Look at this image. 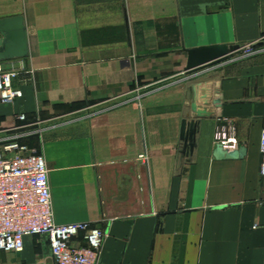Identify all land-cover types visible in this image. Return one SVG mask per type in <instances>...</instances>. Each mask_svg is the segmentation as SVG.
Listing matches in <instances>:
<instances>
[{
	"label": "crops",
	"instance_id": "0c3cea01",
	"mask_svg": "<svg viewBox=\"0 0 264 264\" xmlns=\"http://www.w3.org/2000/svg\"><path fill=\"white\" fill-rule=\"evenodd\" d=\"M15 17L29 56L0 61L21 91L0 141L44 157L57 225L104 229L99 264H264V0H0ZM213 46L230 59L187 74ZM194 101L211 116L187 157ZM218 134L237 155H216ZM0 264H55L49 238Z\"/></svg>",
	"mask_w": 264,
	"mask_h": 264
},
{
	"label": "built area",
	"instance_id": "2783aa9c",
	"mask_svg": "<svg viewBox=\"0 0 264 264\" xmlns=\"http://www.w3.org/2000/svg\"><path fill=\"white\" fill-rule=\"evenodd\" d=\"M244 54L254 53L247 45ZM18 72L0 63V102L14 103L21 91L14 87ZM24 116L20 120H24ZM217 145L236 147L234 138L216 135ZM261 175L264 177V131L261 135ZM141 160H148L141 155ZM47 236L55 264H99L107 237L104 229L87 223L57 225L47 163L16 139L0 141V251L20 253L27 237Z\"/></svg>",
	"mask_w": 264,
	"mask_h": 264
},
{
	"label": "water",
	"instance_id": "95a60500",
	"mask_svg": "<svg viewBox=\"0 0 264 264\" xmlns=\"http://www.w3.org/2000/svg\"><path fill=\"white\" fill-rule=\"evenodd\" d=\"M0 35L2 37L0 39L1 62L29 56L27 30L22 17L0 20ZM238 49L239 47H234L233 50L237 51ZM188 54L186 73L194 74L228 61L231 56V50L228 46H213L190 50ZM191 109L198 121L184 120L181 132V139L184 142L183 154L187 157L193 154L196 147V135L201 124L200 120L211 116V112L207 108L200 109L195 101ZM244 152V150L241 151L242 154ZM216 155L223 157L224 155L235 156L237 154L228 153L224 151L223 146L219 145Z\"/></svg>",
	"mask_w": 264,
	"mask_h": 264
}]
</instances>
